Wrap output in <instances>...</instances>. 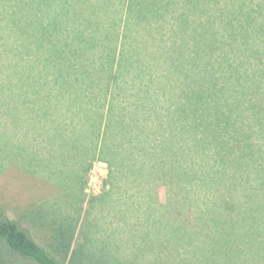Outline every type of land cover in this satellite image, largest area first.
<instances>
[{"label": "rangeland", "instance_id": "rangeland-1", "mask_svg": "<svg viewBox=\"0 0 264 264\" xmlns=\"http://www.w3.org/2000/svg\"><path fill=\"white\" fill-rule=\"evenodd\" d=\"M85 1L89 0H69L68 3L63 0L7 1L12 8L8 19L14 21V27L24 38H21L22 46L28 45L31 51L14 55L13 51L5 53L0 47L8 54L0 56V205L65 264H264V190L259 185L264 178V160L258 158L259 164H254L251 155L240 158L243 154L240 150L245 144L252 145L246 150L264 149V123L254 117L247 121L255 122L250 127L246 121H238L244 131L234 134L231 153L225 151L227 147L223 143L200 147V143H193L195 131L184 127L180 135L183 162L191 172L197 171L201 175L194 180L181 175L185 190H176L179 191L178 202L167 199L175 191L168 190L164 184L157 188L151 178L142 180L141 174H137L135 179L132 169L112 166L109 152L91 156L92 118L99 123L101 114L109 116L112 87L108 86V90L96 87L93 96L80 87H63L79 75L100 78L104 86L108 85L106 72L97 70L104 59L101 56L100 60L99 54L91 49L101 37L100 34L93 35V28L100 30L102 20L106 18L107 0H93L91 4ZM114 1L118 8L126 6V0ZM221 5L227 6L231 13L233 11L232 16L237 20L235 29L239 33L245 30L241 29L240 23L249 17L248 13L254 19L251 26L255 29L264 23V0H222ZM183 6H186L184 2ZM204 7L210 9L214 18L217 9L211 10L209 0H196L193 6L187 4V10L193 11V20L197 22L205 18L201 15ZM2 8L0 5V13ZM160 22L158 24L163 26L164 22ZM155 24L149 29L146 24L138 30L133 26L134 29L126 33L127 38L120 33L122 37L114 39L117 59L123 56L121 50L131 58L129 73L126 65L121 63L118 84L128 81L131 85L127 87L134 90L136 87L130 78H145L142 93L152 114L146 135L151 145L160 142L161 134L156 133L161 130L164 120H158L160 112L167 114L168 121L175 120L173 114L187 107L191 116L192 110L197 109V100L203 112L201 100L205 95L200 79L191 81L176 74L180 76L177 79L162 56L160 65L154 56L158 55L156 46L169 47L174 35L170 29L171 21L160 32ZM49 29L59 32V44L83 43L84 48L78 49L74 57L38 55L43 52L38 45H43L45 32ZM74 31L82 36H76ZM254 37L257 41L249 39L256 41L255 46L263 51L262 32L261 35L254 33ZM8 38L9 33L0 32V44H5ZM12 39L20 43V39ZM163 39L167 44L160 41ZM242 39L239 35L235 40L233 37V46ZM153 41L158 42L155 45ZM233 46L218 48L215 57L222 60L220 51L226 48L231 50L229 54L235 61L239 60L243 53H233ZM56 49L58 47H53ZM191 50L185 53L187 59L191 58L194 49ZM194 53L191 56L195 57ZM247 54L252 63L244 77L253 78L251 85L256 89L252 91V98H264V64H259L255 51ZM149 67L151 70L153 67V74ZM259 67L263 70L259 71ZM79 71L85 72L80 74ZM226 71L233 74V83L236 79L242 80L241 76L238 78L239 73L228 67ZM219 78L229 84L227 77ZM255 80L261 85H256ZM233 85L230 84L228 91L234 98L240 94L233 91ZM121 94L114 101L116 108L112 111L117 116L112 123L113 133L108 132V142H116V149L126 154L128 134L119 125L120 122L124 124L129 112L136 114V109L127 104L133 100L137 103L138 98L125 92ZM173 104L177 105L174 107ZM170 108H175L176 112ZM140 113L147 114L145 111ZM177 115L176 122L186 121L181 120V113ZM165 133L172 138L169 131ZM200 134L203 133L200 131ZM103 138L99 149L104 145ZM221 149L228 156L224 157L226 163L220 160ZM216 156L218 161H215ZM176 159L171 160L177 163ZM168 160L165 153V161ZM240 160L242 163H238ZM209 173L211 176L208 177ZM165 178L161 180L169 179ZM183 196L187 200H181ZM74 218L77 225L70 230ZM63 225L73 234L70 242L54 239L57 233L54 227ZM0 259L7 264H35L13 252L1 238Z\"/></svg>", "mask_w": 264, "mask_h": 264}, {"label": "trees", "instance_id": "trees-1", "mask_svg": "<svg viewBox=\"0 0 264 264\" xmlns=\"http://www.w3.org/2000/svg\"><path fill=\"white\" fill-rule=\"evenodd\" d=\"M7 1L8 0H2L0 4L1 7L3 6L0 13V32L6 31L9 33V38L5 44H0V47L1 49L5 50V53L13 51L14 55H23L24 52L30 53L31 48L28 45L22 46V39L24 38L14 27V21L8 19L10 17L9 11L12 8ZM63 1L64 3L69 2V0ZM221 1L222 0H209V3L212 7L211 10L213 11V9H217L215 10L217 14L213 18L214 15L210 12V9L204 7V11L201 12V15L205 16V18L201 19L200 22H197L196 20H193V11L191 9L187 10V4H191L193 6L195 5L196 0H126V6L124 9L122 7H116L114 0H107L106 3L108 7H105L107 9L106 18L102 20V25L99 26L101 28H99L100 30L93 28V35L100 34L101 37L98 38L97 42L95 41L97 44L96 46H91V49L99 54L100 60L102 59L101 56L104 59V64L102 63V66H100V68L98 67L97 70L106 72V76L108 77L107 87L104 86V82L99 81L100 78H83L81 75H79V77L75 76L74 80L67 81L66 85H62L64 88L80 87L87 90L92 96L96 95L93 91L96 89V87H104L107 90L108 86L112 87L110 90L113 92V102L110 111H108L109 116L101 114L99 123L96 122L98 121L96 118H92V128L94 130L90 128V149L92 151L91 156L93 157L97 155L98 152H100V154H107V152H109L108 155H110L111 158L109 161L112 166L118 165L120 167L122 166V169H132L136 177H134L135 179H137V174H141L139 177L142 178V180L146 179L147 181V179L151 178L152 182L157 188L164 184L165 187L167 186L168 190H171L172 192L175 191L171 194H174L173 196L168 195L170 197L167 199L170 201H172L171 199H174L176 202L179 201V199L178 201L176 200L178 197L177 194H179V191L176 190H185V184L182 181L184 177L194 180L195 178L198 179L197 177L201 175L200 172L198 173L197 171L191 172L189 167L186 166V163L184 164L183 162L182 157L184 156V149L180 147V144H182L180 135H182L184 127H186V130L195 131L194 137L196 140H193V143L198 145L200 143V147L206 148V145H218L223 143L225 147H227L225 151L231 153L232 150H230V148L233 147L234 134L242 133L241 130L244 131V128L240 125V123L238 124V121H241V123L244 121L247 122L248 120L251 121V119L254 117L256 121L264 123V98H252V91L256 89L255 86L252 87L251 85L253 78L250 77L249 79L248 77H244V74L248 73V67L252 63L250 62L251 60L247 54L249 51H255L259 64H264V50L261 51L260 48H257L258 46H255L257 45V40L254 37V33H260L261 35V32L264 36V23L258 24L257 28L255 29L251 26V22L254 19H252V15L248 13L249 17L247 19L244 18V21L240 23L242 24L241 29L244 28L245 30L242 32L240 31L239 33V31H236L235 29V22H237V20L232 16L233 11L231 13V11L227 10V6L221 5ZM92 2L94 1H85V3L88 4H91ZM119 2H122V0H118V3ZM183 2L186 6L181 7ZM160 20L164 22L163 26L158 24ZM170 21L172 23V27L170 29L173 31L174 40L169 47L163 45H161V47L156 46V52L158 55L154 54V56L159 61L161 56L162 58L166 59V62L169 63L168 69L174 74V76L177 77V79H180V76H177L176 74H181L183 77H188L191 81H194L196 78H198L203 82L205 89V95H203V99L201 100L203 102V112L200 110L198 100L197 102L195 101V107L197 109L194 108L192 110L193 114H191V116L187 107L181 108L179 111V113L182 114L181 120L184 121V119H186V121L182 122V124L181 121L179 123L176 122V118L178 116L177 114L179 113L176 112L175 108H170L172 111L176 112L173 114L175 116V120L169 119L168 121L167 114L158 112L161 115L159 116L158 120H163L164 118L161 130H156V133L161 134V138L159 139L160 142L156 141L155 144L153 143L151 145L149 144V140L147 139L146 135L149 134L147 133V124L148 121H151L149 117H151L152 114L149 112V106L147 107L145 94L142 93L144 90L143 81L145 78L141 77L134 79L130 76V79L132 80L131 82L136 87L134 90H131L133 88L127 87L128 85H131L130 83L128 84V81L120 82V85L118 84L119 78L117 77L120 72V65L121 63H124L127 68L126 72L129 73L130 68L128 66L131 58L125 56L123 54L124 50H121L122 53L120 52V54L123 56H121V58L118 57L117 59V44L114 43V39L116 37L119 40L122 37L120 33L125 35L124 37L127 38L128 34L126 33H128L129 30H133L134 27H136L138 30L140 27L145 26L144 24H146L145 27L149 29V27L154 25V22L156 23L155 25H157L156 29L158 32H160L162 29H164V27H166V23ZM58 33L59 32L57 30L53 29L46 31L43 45H38V49L41 50L42 48L43 52L40 54L37 52L36 53L42 56L45 54L54 56L61 55L63 58H65V55L71 57L76 56V51L78 49L84 48L82 46L83 43L82 45H74L71 43V40H69V43L71 44H59ZM74 33L76 36H82L79 34V32L77 33L74 31ZM238 35L243 39L240 41V43H237L233 46V37L235 40ZM13 37L20 39V43L13 41ZM249 38L256 41H252ZM81 40H83V38H81ZM49 41L51 43H49ZM160 41L167 44L164 39ZM25 42L29 43L30 45L33 44L32 41L30 42L25 40ZM157 42L153 41L155 45ZM227 45L233 46V53H243V57L235 61V58H232V56L229 54L231 50H226V48L223 49V51H220L219 56L222 58V60L215 57L216 50ZM53 47H58V49L53 50ZM191 49H194V51L193 53H190L191 58L187 59V57H185V53L187 50L188 52L192 51ZM0 52V56L8 55L4 54V52L1 50ZM194 52H196L195 57L191 56V54L195 55ZM261 54H263V56ZM224 62H226V66L228 65L227 67L230 70L239 73L238 78L241 76V81L240 79H236V82L233 83V74L226 71L227 67L225 66ZM150 64L152 65V63ZM160 65L162 66L161 61ZM199 65L200 69H198ZM215 66L219 68H216ZM153 67H155V64ZM153 67L152 70L149 67V72L152 74L154 71ZM261 68L262 67H259L258 70H263ZM83 72L85 71H79L80 74ZM219 77H227L229 86L226 85L225 81H220ZM148 78L150 81L151 77L148 76ZM127 79H129V77H126V80ZM230 80H232V82H230ZM230 84H234L233 91L240 94L239 96H234L233 98V95L230 93V91H228V89L231 87ZM256 85L261 84L260 82H257ZM151 87L152 83L150 82V88ZM123 92H125L127 95L129 94V96L136 95L138 98L137 103L133 100L127 104L128 106L131 105L134 109H136V114L129 112V114H127V120L124 122V124L120 122L119 125L120 128H123L126 131L125 134H128V151L126 154H121L120 150L118 151V148L116 149V142L111 141L112 144L108 142V139L110 138V134H108V132L111 131V133H113L112 123L115 122L114 119H116L115 117L117 116L116 114L114 115L112 111L113 108H116V102L114 101L116 100V97L122 96L121 93ZM174 105L176 106L177 104H173V106ZM156 109L158 110V108ZM141 111H145L147 114H141ZM190 118L192 119V122L190 121ZM254 123L255 122H253V124ZM253 124L247 122V126H251ZM130 125L132 126L131 129H129ZM103 126L105 127L104 132ZM165 131H169L172 135V138H169L170 136L166 135ZM200 131L203 134H200ZM95 135L97 138L94 139ZM102 137H104V145L102 149H99V142L101 143ZM112 145L114 148H112ZM248 148H252L250 143L245 144V147L240 150L241 153H243L242 156L239 155L240 158L247 154V156L251 155L254 164L258 162V158L264 160L263 148L259 147L253 149V151L252 149L246 150ZM225 151L222 150V154L219 156L220 160H223L226 163L224 157L228 156L225 155ZM165 153L169 158L167 162L165 161ZM173 157L177 158V163L171 160ZM218 160L219 158L216 156L215 161ZM238 163H242V160H240ZM203 164L206 165L205 162ZM262 170L264 171V166ZM165 176L169 177V179L166 182H163L161 179H164ZM209 176H211L210 173L208 174V177ZM154 180L156 181L154 182ZM133 182L136 183L134 179ZM259 185H261L264 190V178L260 181ZM262 197L264 199V192ZM183 199L187 200L185 196L181 198V200ZM76 225L77 221L75 219L74 226L70 230L75 228ZM67 231L68 226L66 225L58 228L54 227V232L56 233L54 239L58 238L60 239V242L64 240L70 242V240H72L73 234L69 233L70 231ZM67 237L68 239H66ZM0 238L6 242L8 247L13 252L19 254L23 258L28 259L29 261H32L35 264H65L53 250L39 243L31 235L30 231L18 220L11 218L2 205H0ZM0 264H7V262L0 259Z\"/></svg>", "mask_w": 264, "mask_h": 264}]
</instances>
